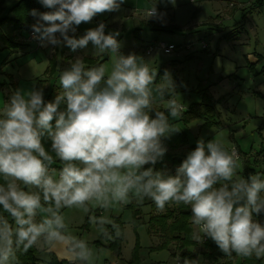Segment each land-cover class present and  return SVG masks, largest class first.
I'll return each mask as SVG.
<instances>
[{
  "label": "clouds",
  "instance_id": "obj_1",
  "mask_svg": "<svg viewBox=\"0 0 264 264\" xmlns=\"http://www.w3.org/2000/svg\"><path fill=\"white\" fill-rule=\"evenodd\" d=\"M123 2L41 0L52 11L32 12L41 42L72 51L91 42L92 55L109 61L86 67L77 57L59 74L62 91L53 101L45 102L42 89H17L0 105V264H19L17 253L33 248L67 264H94L95 250L71 231L65 210L83 212L97 232L113 239L108 226L116 238L120 226L95 211L146 199L158 212L173 204L190 207L194 241L207 237L227 257L264 260V225L254 219L264 212V172L242 175L236 150L216 138L197 141L174 175L156 170L167 151L162 138L180 130L169 116L176 120L184 111L171 74L157 81V69L143 57L121 54L119 32L105 34L103 23L75 37L76 26ZM143 14L158 16L155 5Z\"/></svg>",
  "mask_w": 264,
  "mask_h": 264
},
{
  "label": "rangeland",
  "instance_id": "obj_2",
  "mask_svg": "<svg viewBox=\"0 0 264 264\" xmlns=\"http://www.w3.org/2000/svg\"><path fill=\"white\" fill-rule=\"evenodd\" d=\"M237 1L231 0L232 6L233 3L235 4L232 7L228 5V0H174V3L172 0H124L118 10L97 14L96 17L99 19L98 21L104 22L105 34L119 32L116 39L121 45V54L125 56L135 54L138 57H143L151 67L157 69V81L165 71L171 74L175 83L176 98L186 110L190 104L199 103L204 95L213 94L210 89H207L210 84L206 86L205 83L214 76L210 72V66L217 56L216 60L221 61L225 72L230 75L226 76L219 87L213 89L216 91L217 101L220 100L218 95L226 94L225 98L217 103L218 105L215 103L214 117L208 118L209 122L207 123L209 124L205 123V125V120L200 117H195L188 123L176 121L174 124H177L180 130L185 132L188 145L196 147L197 141L201 139L207 143L216 138L222 140L229 150L235 149L240 157L241 174L247 177L255 172H264V116H262L264 113L261 112L264 111V96H256L253 92L249 93L248 85L239 87L237 83H241L243 79L246 80L249 74L255 77L256 84L264 81V0H259L257 3L252 0L251 4H246L247 7L244 9L239 8ZM9 4L6 3V7H9ZM152 5H155L158 16L146 18L143 14L144 9ZM218 9L226 13V16L233 14L234 19L230 16L222 17V25L211 26L213 18L219 13L216 11ZM152 19H156L155 22L157 21L162 30L151 28L149 21ZM98 23L96 22L97 25H100ZM84 28L87 26L84 25ZM87 30L89 29L79 30L76 38L83 36ZM22 31L25 39L38 41V39L34 40L29 37L28 29ZM14 34L15 32L12 33V38L10 37L12 42L19 44L23 51H26L28 45H23L25 39L19 35L14 36ZM57 35L59 34L57 33ZM162 42L167 45L172 44L174 49L170 53L162 52L158 48ZM28 44L27 51L29 50V53L25 55L26 57L19 55L11 60L15 67L21 66L18 67V70L23 77L17 80H20L21 84L19 89L24 92L31 91L32 78L41 77L47 66V63L43 61V55L40 52L34 53L36 51L34 43L28 42ZM61 45H51V47L52 49L57 47L59 52ZM40 47L44 48V45ZM39 50L41 51V49ZM93 50V45L89 42L87 48L79 49L78 53L80 57L82 55L93 57ZM147 51L149 52L147 53ZM2 56L0 57L2 58ZM77 57L76 52L70 48L61 50L57 62V74L52 79L53 81L51 80L52 83L51 81L48 83L49 87H56V84H59V74L68 69ZM108 61L109 57L105 55L98 57L95 63L97 65ZM255 62H258L259 66L257 72H254L252 68V64ZM84 63L86 64V62ZM95 63L86 67H93L92 65ZM32 75L33 77H31ZM203 83L204 85H202ZM57 88L59 92L62 91L60 85ZM2 95L0 92V105L3 104ZM168 98L170 97L166 95L165 99ZM160 106L162 109L164 108L163 104ZM180 148L181 154H189L187 146ZM54 167H59V163ZM168 207L172 208L175 205ZM141 208L143 212L147 213L143 215L144 219H148L150 216L156 217L165 212H158L156 208L147 210L148 207L144 204L141 205ZM112 212L113 215H121L122 220L125 221L121 228L122 241L119 250L109 245H102L105 243L104 236L89 223L86 214L76 209L65 210L71 231L86 238L89 245L95 250L94 264H130L135 248L142 258V264H177V257H179V264H183L186 260L180 256L181 249L178 247L177 241L168 243L169 248H149L151 245L160 244L165 239L156 230V223H151L152 231L149 236L146 232L147 224L142 223L143 217L140 223H131L133 218L131 207L116 208ZM107 213L101 210L95 211L97 216L107 215ZM205 239L206 237L202 242L195 241L194 246L189 248L193 251L194 256L188 261H195L196 264L237 262L235 257H227L222 251V254L217 255L215 261L204 257L203 252H207L203 245ZM54 255L57 258V255Z\"/></svg>",
  "mask_w": 264,
  "mask_h": 264
},
{
  "label": "trees",
  "instance_id": "obj_3",
  "mask_svg": "<svg viewBox=\"0 0 264 264\" xmlns=\"http://www.w3.org/2000/svg\"><path fill=\"white\" fill-rule=\"evenodd\" d=\"M33 10H35L37 13L52 11L51 9L44 7L41 3V0H16L11 6H9L7 13L2 16L0 15V41H2L4 44L10 43L14 46L15 43L11 40L12 33L28 28V14L32 13ZM54 73L55 69L51 62V69L46 73L47 76L45 75L43 78L36 79L35 89H42L45 102L53 101L58 94L57 88L46 85L47 79L50 78ZM216 102L217 100H214L210 95H204L199 103H193L189 105L186 112L184 111L182 113L180 120L183 123H188L195 117H200L205 120L204 125L205 123L209 124L207 123L209 122L207 119L214 117ZM165 114L167 115V112H165ZM43 143L45 148L50 151L51 141L45 137L43 139ZM162 143L166 147L167 151L162 159L157 161L154 168L156 170L165 171L167 167L179 166L184 158L176 156L173 151L187 145L188 140L186 134L183 132H175L169 137L162 138ZM188 149L190 153L195 149V147L191 145ZM148 166L150 165H146V167ZM168 206L169 205H167L164 213L159 214L156 217L150 216L146 221L149 236H151L150 232L152 231L151 223L154 222L157 224L156 230H158V232L161 233V235L166 239H164V241L158 245L150 246V249L169 248L168 243L177 241L179 243L178 247L181 249L180 256L186 260H190L193 258L194 254L189 248L194 246L196 243L192 239V232L194 229L190 223L191 209L186 205H175V207L172 208ZM139 215L140 214L137 209L133 210V224H138L140 222L141 217ZM254 219L264 225V212L259 215H254ZM121 241L122 236L116 238L114 242L109 244V246L119 250ZM203 245L207 251L203 252V255L209 260L215 261L217 255L222 254L216 243L210 238L206 237ZM37 252V249L33 248L30 249L26 254L17 253L19 264H35ZM232 257H235L237 262H227L228 264H264V260H256L255 258L245 259L238 257L235 254H233L231 258ZM50 262V264H63V261L58 262L54 257L51 258ZM140 263L139 252L135 248L130 260V264Z\"/></svg>",
  "mask_w": 264,
  "mask_h": 264
},
{
  "label": "crops",
  "instance_id": "obj_4",
  "mask_svg": "<svg viewBox=\"0 0 264 264\" xmlns=\"http://www.w3.org/2000/svg\"><path fill=\"white\" fill-rule=\"evenodd\" d=\"M15 1L16 0H0V15L2 16L5 13H7V9L9 7H6V3H10L9 5L11 6ZM228 1H229L228 2V5L229 6H232V3H230L231 0H228ZM258 1L259 0H255L256 3ZM251 2H252V0H241V1L238 0L237 1V4L239 5V8L244 9V8L247 7L246 4H251ZM234 6H235V4L233 3V6L232 7H234ZM216 11H219V13L213 18V20L211 22V26H214V25H222V20H221L222 17H229L230 16V18L232 17V19H234V17H235L233 14L232 15H229L228 14L226 16V13H223V11L222 10H219V9L216 10ZM37 20H38V16H34L32 13L28 14V24H27L28 25V28L27 29H33V25L37 23ZM98 20L99 19H97V17L95 16L90 23H81L79 26H76V32L74 33L75 37L78 36L79 30L94 29V28H96L98 26L96 24V22H99L98 24H101V23L104 24L103 21H98ZM155 20L156 19H152L150 21L148 20L149 21V24L151 25V28L152 29H154V30L155 29L160 30L161 28H160V26H158L159 24H157V21L155 22ZM84 25H86L87 28H84ZM27 29H25V30H27ZM15 35H17V36L19 35V37L22 36L23 38L25 37L23 35V31H15L14 36ZM70 35H73V34L70 33ZM26 38H27V36H26ZM27 39L24 40V42H23L24 44L23 45H26V46L28 45V47H27V49H28L29 48L28 42L29 43L30 42L31 43H34V45L36 46V51L34 53L40 52V54L43 55V61H45L47 63L46 69L43 71V74H41L42 75L41 77H33V75L31 76V77H33L32 78L33 79V83H32V86H31L30 89L33 90V89H35L36 79L37 78H43V77H45L46 73L51 69V62H52V65L54 66L55 73L50 78L47 79L46 85H48V83L54 78V76H56V74H57L56 70L58 68V63L57 62H58V60L60 58V52H61L62 49H68L69 47H67L66 45L63 44V45H61V47H60L61 49L58 52L57 51V47H54L52 49L51 44L46 43V41L39 43V40L38 41H30V40H27ZM1 42L2 41H0V47H1V49H0V56L1 55H3V56H2V58L0 57V59H1V63H0V89H1V91L0 92L3 94L2 95V99H3L2 102H7L9 100L10 96L12 95V93L15 90L21 88V84L19 83L20 80H17V79L20 78V77H23L22 75H20V72L18 70V67L20 68L21 66L18 65V67H15L13 65V62L11 60H12L13 57H16V56H19V55L26 57L25 55H27L29 53L28 52L29 50L27 51V49H25L26 51H23V48H21V46L19 44L15 43V42H14L15 43L14 46L12 44H10V43L4 44L2 42L3 43L2 44ZM37 43H39L40 46H43L44 45V48H41L40 46H38L39 44H37ZM39 49H41V51ZM6 52H7V54H5ZM75 52H76V54L78 55L79 58H81L84 62H86V64H85L86 66H90L89 64L95 63L96 60L98 59V57H95V56H93V57H90V56L89 57H86L85 55H82V57H80L79 56V53H78L79 52V49L76 50ZM216 57L213 59V63L210 66V70H211L210 72L213 73L214 76L212 78H210V81L209 82L205 83L206 86L208 84H210V86H208L209 88H207V89L208 90L209 89L211 90V92L213 94H210V96L212 98H214L215 100H216V97H215L216 96V91L213 90V89L219 87L220 84H221V82H223L224 79H226V76L230 75V74H228V72H225L221 61H217L216 60ZM250 61L253 62L252 60H250ZM26 62H28V61H26ZM95 65H96V63L94 65H92V66H95ZM235 67H237V66L235 65ZM258 67H259L258 66V62H255V63L252 64V68H253V71L254 72H257ZM233 68H234V66L232 67V69ZM205 78L207 79V77H205ZM52 81H51V83H52ZM255 81H256L255 80V77H252L249 74V76H248V78H246V80L243 79L242 82L241 83H237V85L239 87L240 86H243V85H248V86L250 85V87L247 86L249 93L253 92V94L256 95V96H258V95L261 96V97L264 96V81H261L259 84H256ZM58 83H59V81H58ZM58 85L59 84H56V87L55 88H57ZM202 85H204V83ZM57 92H58V94L60 93L58 91V88H57ZM225 95L226 94H224V95H221V94L218 95L217 97H220L219 98L220 100L217 101L216 104L217 103H220L225 98ZM160 105L161 104L158 103L156 105V107L159 110H164V109L161 108ZM184 111H186V109H184ZM261 112L264 113V111H261ZM151 115L154 116V112H152ZM262 116H264V115H262ZM169 121H170V123H173V124L176 121L177 122H179V121L181 122L180 118L179 119H176V120H173L170 116H169ZM178 132L185 133L182 130H179ZM187 140H188V138H187ZM188 144H189V142L186 145L187 148H189V146H191V145H188ZM193 146L195 147V145H193ZM182 148H184V146ZM180 149L181 148L175 149L173 152H174V154L176 156L183 157L185 159L187 156H185L186 155L185 153L181 154L180 153ZM177 167L178 166L167 167L165 169V171H167L168 173L174 175ZM143 204L148 207V208H146L147 210H152L153 208H156L155 204L151 200H148V199H146L143 202ZM141 205L142 204H137V203L133 202V203H130V204L126 205V207H128V208L131 207L133 210H136L137 209L139 211V214H140L139 216L142 218L143 215L144 214H147V213H145L146 211L145 212L142 211ZM107 215L110 216L111 219L114 220L115 223H117L120 226V228H122V226L125 223V221L122 220L121 215H113V212L112 211L111 212H108ZM142 219H143L142 220V223H145L146 224V221L148 219H144V217ZM131 223H132V220H131ZM108 231H109L110 234L113 235L114 238L113 239H108L107 237L104 236L105 243L102 244V245H105V246L106 245H109L112 242H114L115 239H116V237L114 235V230L111 228L110 225L108 226ZM146 232L148 234L147 225H146ZM149 248H150V246H149ZM37 251L38 252L36 254V262H35V264H50L51 263L50 261H51V258L52 257H54L58 262L59 261H63V264H65V262H66V260H61V259L56 258V256L54 254H48V253H45V252H44L45 254L44 253L42 254V253H40V251L38 249H37ZM139 257H140V255H139ZM140 261H141L140 264H142V258L141 257H140Z\"/></svg>",
  "mask_w": 264,
  "mask_h": 264
},
{
  "label": "built area",
  "instance_id": "obj_5",
  "mask_svg": "<svg viewBox=\"0 0 264 264\" xmlns=\"http://www.w3.org/2000/svg\"><path fill=\"white\" fill-rule=\"evenodd\" d=\"M99 26V25H98ZM97 26V27H98ZM28 34H29V37L30 38H32V39H34V40H37V38H36V35L37 34H34V30L33 29H28ZM158 48L162 51V52H164V53H170V51H172L173 49H174V46L172 45V44H165V43H160L159 45H158ZM204 48H205V45H204ZM149 51H147V53H148ZM237 152V151H236Z\"/></svg>",
  "mask_w": 264,
  "mask_h": 264
}]
</instances>
